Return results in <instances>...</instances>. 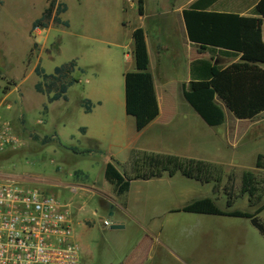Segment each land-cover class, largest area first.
Masks as SVG:
<instances>
[{"label":"rangeland","instance_id":"374dc122","mask_svg":"<svg viewBox=\"0 0 264 264\" xmlns=\"http://www.w3.org/2000/svg\"><path fill=\"white\" fill-rule=\"evenodd\" d=\"M21 1L18 0L16 4L19 5H16L13 0H3L0 7V123L5 124L16 139L12 147L0 152V173L36 178L39 183L24 186L52 195L73 212L79 209L75 218L71 215V227L84 254L76 264H131L129 258L139 238L147 236L150 230L151 242L143 264H264V239L247 219L154 211L146 200V208L138 209L143 212L138 226L114 207H118L117 201L110 204L111 210H106L100 207L98 195L71 190L70 185L82 184L98 191L103 182L101 165L104 157L114 154L122 160L128 155V151L122 149L126 140L113 141L121 137L122 130L118 128L127 133L131 119L124 114L121 105L118 108L116 103H111L118 98H105L102 94L115 92L120 102L123 100L122 78L106 63L109 57L122 68L125 66L124 54L130 59V53L128 49L119 51L110 47L109 54L102 56L101 45L92 38H100L103 30L112 40L119 37V40L127 41V33L132 24L137 23V0H59L65 6L59 19L66 22L67 27L52 24L39 36L35 35L36 30L29 34L28 20L37 17L41 10L38 9L40 0ZM164 4L166 0H143L142 8L156 10ZM114 29L118 31L113 35ZM91 52L98 55L95 67H88ZM71 60L82 72L71 75L76 82L67 88L64 101L48 103L45 95L33 89L40 81L34 69L38 67L43 74L49 75L55 67ZM7 90L10 92L3 94ZM86 97L100 101L101 107H96L90 114L84 113L78 102ZM171 99L177 102V118L180 119L178 126L174 127L173 122L164 129L165 135L174 138L183 133L185 136L194 129L199 132L188 147L190 151H186L184 145V154H190L188 156L196 160L220 162L224 173L229 169L248 172L249 178L250 174L257 173L255 158L264 156V113L249 122L236 120L220 103L225 111L223 123L211 128L199 120L180 95ZM180 106L184 107V113ZM102 123L106 127L104 131L101 130ZM195 123L202 128L194 126ZM81 126H87L90 134L101 138L98 151L74 155L65 150L69 144L77 151L91 147L80 137ZM226 134L236 140L232 149L224 144H228ZM34 135L40 139L35 140ZM43 137L50 141L42 144ZM172 148L173 152L179 153L177 146ZM75 180L80 182L74 183ZM171 184L173 188L182 189L180 196L184 194L180 201L173 196L172 206L178 202L184 206L192 200L210 198L223 211H254L245 192H238L231 207L226 208L222 186L213 193L211 184L201 185L179 175L171 180ZM253 193L256 198H261L260 190ZM133 196L132 189L130 197ZM263 203L264 196L260 199V204ZM110 212L112 216L108 215ZM156 213H159L158 218L151 219ZM256 217L264 224V209ZM103 221L109 225L104 227ZM114 222H121L122 228L110 230L108 227Z\"/></svg>","mask_w":264,"mask_h":264},{"label":"trees","instance_id":"16d2710c","mask_svg":"<svg viewBox=\"0 0 264 264\" xmlns=\"http://www.w3.org/2000/svg\"><path fill=\"white\" fill-rule=\"evenodd\" d=\"M216 1L194 0L181 11L187 40L196 45L199 52L218 50L226 57L235 59L225 67L195 61L190 71L193 76L195 69L196 79L181 85L182 99L207 127H218L223 123V113L217 103H221L236 120L252 121L264 113V43L261 40L264 35V0L256 2L251 11L252 17L208 11ZM142 3L143 0H137L139 15L142 14ZM64 11L62 3L46 0V8L31 23L29 34L34 30L45 29L49 23L67 27V23L59 19ZM131 40L134 70L123 74L124 114L133 119L135 130L140 131L157 116L158 109L152 78L148 72L143 31L134 29ZM195 65L197 67L193 68ZM75 71L78 69L74 61L55 67L49 75L43 74L36 67L34 73L40 81L33 89L45 95L48 103L64 101L67 88L76 82L71 77ZM80 106L84 113L89 112L88 101H81ZM33 138L38 140L35 135ZM49 141L48 137L41 139L42 144ZM254 169L257 173L250 174L249 178L248 172L244 174L229 170L224 173L221 166L203 160L131 152L128 175H121L111 163H107L102 176L117 198L128 191L131 180L158 178L163 174L173 176L175 173L201 185L211 184L213 193H217L222 186L221 191L226 195V208L231 207L238 192H245L249 205L254 209L252 213L220 210L210 198L189 201L172 212L247 219L264 239V224L256 217L264 209V203L260 204L264 196V156H256ZM222 178L225 181L221 185ZM259 190L262 192L260 199L253 193Z\"/></svg>","mask_w":264,"mask_h":264},{"label":"crops","instance_id":"0c3cea01","mask_svg":"<svg viewBox=\"0 0 264 264\" xmlns=\"http://www.w3.org/2000/svg\"><path fill=\"white\" fill-rule=\"evenodd\" d=\"M17 1L18 0H13L15 4L17 3ZM23 1L24 0H22L21 2ZM193 1L194 0H180V2L171 3L170 0H166V4L161 6V9H156V10L154 9L147 11V9L142 8V14L139 15L137 13V23L132 24L131 29L127 33L128 35H126L127 41L119 40V37H117L116 40L114 39L112 40L110 34L109 35L108 33L105 34V31L103 30L101 32L100 38L99 37L95 39L92 38L93 41L101 45L100 51L102 52L101 53L102 56H105V53L109 54L110 47L116 48L119 51L124 49L129 50L131 58L127 59V54L126 53L124 54L123 64H125V66H123L122 68H120V66L117 65V63L115 64L114 61H111L109 57H107L108 60L106 66L108 68H112L114 73L118 74L120 78H122V85H123V74L125 72H131L134 70V65L132 60L131 33L134 29H138V28L143 31L144 43H145L147 59H148V72L152 78L153 90H154L156 105L158 109L157 116L146 127H144L140 131L135 130L133 119L130 117L129 118L131 119L132 123L128 124L127 133H125V131L122 128H118V130H122V133L120 135L121 137L117 138L116 141L113 142L119 143V140H121V138L122 141L126 140V143L124 146H122V149L128 151V155L126 156V158L122 160H118L114 156V154H109L108 156H105L104 159L102 160L101 173H103V168L105 164L111 163L121 175H128L129 174L128 162L131 152H146V153L159 154V155L175 156L181 159H194L191 158V156H188L190 154H184V145L186 147L185 150L190 151L188 147L191 144H193L194 138H196L197 135H199V132H197L196 129H194L191 133L185 136L183 133L180 136L174 138L171 135H165L164 133V129H166L169 125L172 126L173 122H175L174 127L179 125L180 117L177 118V108H178V106H176L177 102L172 101L171 98L176 97L178 95H180L181 97V85L183 84L186 85L191 79H196V77L194 76L196 74V71H194L195 69L193 70V74H194L193 76H192V72L190 71L192 67V63H194L195 61H206L209 62L210 65H219L225 67L230 63H232L233 61H235V59L232 60L231 58L226 57L225 55L221 54V52H219L218 50H213L211 52L209 51L199 52L197 50V46L191 44L187 40L182 17H181V11L185 9ZM257 1L258 0H217L207 10L217 13H232L243 17H252L253 15L251 14V11ZM56 2L59 3V0H56ZM2 3L3 0H0V7ZM40 3H41L40 7H38V9L41 10L39 11V13L37 12L38 13L37 17H39L42 11L46 8V0H40ZM20 7L22 8L21 5ZM37 17L30 18V20H28L29 30L31 23L35 19H37ZM51 26L53 25L50 23L45 29L47 30ZM43 30L44 29L36 30L35 35L39 36ZM115 31L117 33L118 30L114 29L112 31L113 35ZM118 34H120V32H118ZM261 40L264 43V35H262ZM165 55L168 56L165 58ZM89 57H90V62L88 67H95L97 65L96 57H98V55L96 53L94 54L93 52H91L89 54ZM74 63L76 69H78V71L75 72L77 73L82 72L79 65L75 61ZM196 67L197 65H195V67L193 66V68ZM9 92L10 91L7 90L6 92H3V94L6 95ZM102 96L111 99H113L114 97L118 98L116 101L112 100L111 103L112 104L116 103L118 108L121 105L124 112V100L120 102L119 97H117L119 95H115V92L105 91L102 94ZM83 100L88 101L90 103L89 112L87 114H90L96 107L98 108L101 107L100 101L92 100L91 98L86 97L84 99L79 100L78 104L80 108H81L80 106L81 101ZM57 101L51 102L50 104H54ZM217 104L220 107L224 118L225 111L220 105V103ZM180 107L182 113H184V107L182 106ZM101 109L105 114L108 113L105 109L103 108ZM194 126L198 127L199 129L202 128L199 125V123H195ZM105 129L106 127L102 123L101 130L104 131ZM79 132L81 135L80 137L86 142V144H90L91 147L85 148L82 151H77V148L75 146L69 144L68 148H66L65 150L70 151V153L74 155H84V154L89 155L93 151H98L97 146L100 145L101 138L97 135L90 134L89 128L87 126L79 127ZM204 132L202 134H204ZM35 136H37V138L40 139L38 135ZM225 136L227 138L228 144L226 142V139H225L226 143L224 144L229 149H232L231 146L235 145L236 140L230 139L229 137H227V134ZM54 138L57 139L56 135ZM69 141L71 142L72 139H70ZM173 146L178 147L179 153L173 152L171 150L174 149L172 148ZM211 163H215L219 166L222 165L220 162H211ZM176 175H179L180 177L184 178V176H182L181 174L175 173L173 176H167L166 174H163L158 178H150L147 180H141V179L131 180L129 182L128 191L119 198L115 197L112 194L111 186L108 185L104 181V179L98 191L90 188L88 189L82 184L70 185L69 187L71 188L72 191H74L75 189H79L88 192L90 194L98 195L99 197L98 201L100 207L106 210H111L110 204L111 203L113 204L114 201H117L119 205L118 207L114 205V207L117 208V210L126 214V216H128L133 223L139 226L140 221H142L141 215L143 214V212L142 211L138 212V209L146 208V202H145L146 200H149V207L152 206L150 207V209L154 211H159L160 209L162 211L164 210L166 212H172L182 207L183 203L181 202H178V204H176L175 206L173 204L172 206L173 196L176 197L177 201H180L179 199H182L181 197H184V194L183 196H180L183 192L182 189H178V187H175L177 188L175 189L171 184V180H173ZM70 177L72 178L73 176L70 175ZM0 179L16 181L23 183L25 185H34L35 183L40 182V180L36 178H32L30 176L12 175L5 173H0ZM77 182L80 181L78 180L74 181V183ZM132 189L134 195L133 198L130 197ZM137 204H139L140 207L137 206ZM65 206L67 207L69 213L70 224H72L71 215H74L75 218L77 213L79 212V209H76V211L74 210L73 212V209L71 210L70 207L67 206L66 204ZM108 215L112 216L113 214L112 212H110ZM158 215L159 213H156L154 216H152L151 219L153 218L155 219V217L158 218ZM112 225L122 226L123 224L121 222H114L112 223ZM144 232L146 231L144 230ZM147 233H148L147 235L148 237L146 235L140 237L136 247L133 249L132 254L129 258L131 260V264H143L144 260L146 259L149 250L148 245L151 242V239H149V235L150 236L152 235L151 230L150 232L148 231ZM79 250L80 253H79L78 261L80 262L83 259L84 254H83V248L81 246H79Z\"/></svg>","mask_w":264,"mask_h":264},{"label":"built area","instance_id":"2783aa9c","mask_svg":"<svg viewBox=\"0 0 264 264\" xmlns=\"http://www.w3.org/2000/svg\"><path fill=\"white\" fill-rule=\"evenodd\" d=\"M15 143L0 123V152ZM79 253L65 205L35 187L0 179V264H76Z\"/></svg>","mask_w":264,"mask_h":264},{"label":"water","instance_id":"95a60500","mask_svg":"<svg viewBox=\"0 0 264 264\" xmlns=\"http://www.w3.org/2000/svg\"><path fill=\"white\" fill-rule=\"evenodd\" d=\"M121 228H122V226H120V225H110L109 226L110 230H117V229H121Z\"/></svg>","mask_w":264,"mask_h":264}]
</instances>
